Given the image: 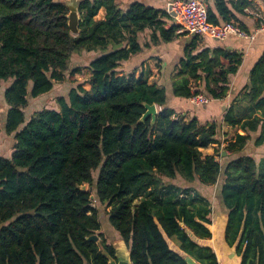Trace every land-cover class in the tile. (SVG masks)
I'll return each mask as SVG.
<instances>
[{"label":"trees","instance_id":"16d2710c","mask_svg":"<svg viewBox=\"0 0 264 264\" xmlns=\"http://www.w3.org/2000/svg\"><path fill=\"white\" fill-rule=\"evenodd\" d=\"M228 5L243 14L250 2L214 0L208 23L244 31ZM67 15L63 0H0V133L14 141L10 156L0 157V264H108L104 252L113 257L114 249L101 233L98 206L131 264H188L187 257L218 264L203 244L212 239L210 200L192 186L213 188L220 178L225 245L239 264H264V50L242 94L244 112L232 105L223 117L242 134L224 140L226 155L203 156L221 144L217 123L177 116L143 71L121 70L144 49L182 35L166 10L138 0L125 8L118 0H79L76 36ZM199 40L185 46L172 95L222 100L242 55L217 48L194 54ZM83 52L96 56L69 71L72 56ZM82 69L84 82L26 119L29 99L51 95ZM144 105L159 108L153 124L139 122ZM218 157L228 159L224 166Z\"/></svg>","mask_w":264,"mask_h":264},{"label":"crops","instance_id":"0c3cea01","mask_svg":"<svg viewBox=\"0 0 264 264\" xmlns=\"http://www.w3.org/2000/svg\"><path fill=\"white\" fill-rule=\"evenodd\" d=\"M131 1L133 0H118L121 8H125L126 4ZM138 1L155 9L164 10L166 5L173 0ZM248 1L250 2V6L244 10L243 14L234 11L230 5L228 6L231 9L234 18H236L237 24H240L247 34L254 35L253 41L250 42L249 40L233 35L222 41L197 37L200 40L196 43L194 54H197L204 49L212 50L217 48L225 52H236L242 55L241 65L238 67L237 73L229 77V89L227 96L224 99L210 100L202 107H194L190 102V98L187 100L179 99L172 95V86L180 79L178 73L180 71V60L183 58L185 46L189 45L193 39V37L186 34L178 35L169 43H157L156 45H151L150 48L144 49L141 53L133 56V58L121 68V70L127 71L138 68L140 71H143L149 84L163 88L166 94V106L173 109L177 116L181 115L185 119L196 117L202 124L213 121L217 123V140H219L221 144L211 145L202 149L201 152L203 156L212 155L214 153L220 154V156L226 155L224 152L226 146L224 140L226 138L227 140L233 138L236 133L242 134L241 131L232 130L227 125H224L223 117L232 105H234V107H245L244 102L240 105L242 94L245 92V89L249 84L250 71L264 50V30H257L260 25L264 24V0ZM206 4L207 7L213 8L214 0H206ZM100 14L103 17V13L100 12ZM169 23H172V18ZM169 25L170 24H166V28ZM150 33L151 32L148 31L146 40ZM141 39V42H143L144 37L141 36ZM92 54L94 55L92 57L93 59L96 56V53L93 52ZM192 84L193 86L199 84V81H193ZM48 96L49 95L46 97ZM157 110L159 112V108H157ZM242 112H244L243 108ZM222 160L223 162L221 164L224 166L228 159L222 158ZM220 185L221 178L214 186L218 194L220 193ZM192 187L200 191L205 197H207L208 193L211 191L210 188L200 187L199 185H194ZM211 210L212 225L210 229L212 232V239L210 241L214 248L213 251L216 255L218 264H239L240 259L235 254L234 249L228 248L223 240L226 225V211L221 208V210L213 212L212 204ZM115 237L116 239H119L117 236Z\"/></svg>","mask_w":264,"mask_h":264},{"label":"rangeland","instance_id":"374dc122","mask_svg":"<svg viewBox=\"0 0 264 264\" xmlns=\"http://www.w3.org/2000/svg\"><path fill=\"white\" fill-rule=\"evenodd\" d=\"M68 1L70 0H63V2H68ZM179 1H182V0H179ZM101 17L102 15L99 13L98 18H101ZM93 56L94 55L92 53L87 54L85 52H83L81 55L72 56L70 60V64H69V71L75 68L83 67L92 59ZM88 75H89L88 71L84 69H82V73L75 74L74 76L67 75L68 77L66 78L65 82L62 84H56L53 92L48 97H46L47 96L46 95L38 99H29L28 106L25 109L26 119H28L30 114L36 110L54 107V101L57 96H62V95L65 96L67 91L70 89V87H72L76 82H79V83L84 82L85 78L88 77ZM5 87H6V84H4V86L0 88V127L1 128H3L4 115L6 111V105L4 104L2 100L3 99L2 91L4 90ZM84 87L88 88V85L84 84ZM13 142H14L13 138H11V136L6 135L2 129V132L0 133V157L8 158L10 156L12 152L11 147H12ZM218 161L220 163L223 162L221 157H218ZM210 189L211 191L210 193H208L207 197L209 198L213 206V212H217L218 210H221V207L218 204V200H219L218 193L215 190V187L210 188ZM93 202H94V206H97L98 203L95 200ZM106 212H107V209L105 207L98 206V215H99V220L101 223V233L104 234V236L106 237V239L108 240L110 244L116 243L118 239H116V237H114L113 234H117V233H115V231L112 229V227L107 222ZM203 244H208L212 247V249H214L211 244V241L203 242Z\"/></svg>","mask_w":264,"mask_h":264},{"label":"built area","instance_id":"2783aa9c","mask_svg":"<svg viewBox=\"0 0 264 264\" xmlns=\"http://www.w3.org/2000/svg\"><path fill=\"white\" fill-rule=\"evenodd\" d=\"M166 12L172 18V24L177 26V34H186L191 37L207 38L222 41L233 35L253 41L254 35H249L236 24L225 23L213 26L208 23L207 4L204 0H176L166 5ZM257 30H264V24ZM194 107H202L209 100L205 95L199 94L190 98Z\"/></svg>","mask_w":264,"mask_h":264},{"label":"water","instance_id":"95a60500","mask_svg":"<svg viewBox=\"0 0 264 264\" xmlns=\"http://www.w3.org/2000/svg\"><path fill=\"white\" fill-rule=\"evenodd\" d=\"M68 9V28L70 33L74 36L78 35V24L80 22V18L78 15V7H79V0H70L68 2H64ZM145 106V113L140 118L139 122H144L147 118L151 119V124H153L156 120L158 115V110L156 105H144ZM81 191H86V186L79 187ZM88 240L97 241V236H92L88 238ZM112 248L114 249V256L110 257L107 253L104 252V255L108 258V264H131L130 260V253L125 245V243L118 239L116 243L111 244ZM188 264H197L192 259L186 258L185 259Z\"/></svg>","mask_w":264,"mask_h":264}]
</instances>
